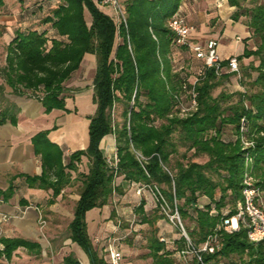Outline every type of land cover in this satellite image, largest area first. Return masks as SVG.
<instances>
[{
  "label": "trees",
  "instance_id": "16d2710c",
  "mask_svg": "<svg viewBox=\"0 0 264 264\" xmlns=\"http://www.w3.org/2000/svg\"><path fill=\"white\" fill-rule=\"evenodd\" d=\"M183 1L122 0L127 14L125 26L94 0H46L44 22L54 31L18 29L7 45L6 63L0 70L5 85L16 95L38 99L46 113L66 109L65 81L80 68L86 54L96 56L92 83L97 109L90 118L88 147L66 156L48 137L49 130L39 131L32 142L42 174L26 176L30 186L51 189L49 203H53L73 183V172L78 171L82 156L89 158L88 172L78 176L82 179L80 198L69 229L71 239L90 255L92 264L110 263L94 247L86 214L108 205L116 192L123 193V184H116L120 176L130 184L151 187L155 195L154 187L164 185L167 199L172 204L177 200L181 216L192 220L187 232L196 248L220 234L221 244L215 251L202 252L205 264H217L222 258L229 259V264H264L263 244L250 242L243 226L228 231L224 224L237 212L246 176L264 197V0H257L243 12H239L243 10L242 0H228L238 9L233 20L247 16L250 37L256 44L255 48L246 44L243 53L237 55L245 90L236 92L237 100L223 106L232 95L223 92L214 97L213 90L232 73L218 75L215 68H206L195 85L197 106L184 116L177 96L187 103L193 84L185 70L176 67L174 56L177 50L187 48L174 46L173 32L167 26ZM86 10L92 17L90 23ZM251 57L254 60L244 64V58ZM3 90L0 83V125L17 124L19 108L12 102L2 103ZM116 103L123 105L122 121L117 123L112 117ZM229 127L232 134L226 132ZM109 134L116 139L117 167L109 165L101 148ZM182 146L194 149L195 155L206 154L208 161L184 162L187 154H181ZM174 155H180L175 162ZM9 191L11 195L12 189ZM145 203L142 198L135 209L140 222L156 225L148 238L146 256L153 264H177L174 253L186 247L185 238L181 236L175 240L176 247L169 248L158 234L157 222L165 219V214L158 205L161 214L151 217ZM0 244V264L20 246L37 247L25 239L4 236H0ZM245 256L247 262H243ZM64 261L80 264L73 254ZM188 264L202 262L192 256Z\"/></svg>",
  "mask_w": 264,
  "mask_h": 264
},
{
  "label": "crops",
  "instance_id": "0c3cea01",
  "mask_svg": "<svg viewBox=\"0 0 264 264\" xmlns=\"http://www.w3.org/2000/svg\"><path fill=\"white\" fill-rule=\"evenodd\" d=\"M94 1L97 2L98 6L104 12L112 17L115 15V11L111 6L103 4L102 0ZM46 5V2H39L33 7L30 5L31 10L27 11H31V13H28L26 11L27 14H25L24 16L29 21L28 28H35L39 30L47 28L49 29V32L54 31L52 28H49L48 23L44 22L45 12H43V10H45ZM36 6L38 7L36 8ZM181 11L188 18V13L190 12L188 0L183 1L181 5ZM89 17L92 20L91 14ZM199 26L201 28V32L205 33L206 30H204V22L201 21V24ZM195 34L196 32L193 35ZM250 35L251 32L247 25L239 21L232 20L231 22H225L223 28L218 32L212 33L211 37L219 39V52L222 58L228 59L231 56L242 54L246 47V43L242 47L238 46L237 43L240 40H237V36L246 37ZM252 60H254L253 57L244 58V61L251 62ZM244 63L247 64V62ZM96 65V56L94 54L88 53L84 57L80 68L76 72L93 71L95 75ZM88 90L90 91L89 102H93V104H95V114L97 104L94 101L93 83L91 88ZM84 91L85 90L83 89H78L77 94ZM9 102L15 103L19 108V112L17 124L7 122L3 125H0V236L22 238L36 243L37 247L20 246L12 252V255L9 259L3 258L1 264H66L64 259L70 254H73L75 257H77L80 261V264H92L90 255L78 243L74 242L71 239L70 232L66 236H59L55 232H51V230L49 229V231H47V235L51 236V241L48 239L47 242H45L46 233H44V230L42 231L40 229L39 216L42 210L49 211L52 215H68L70 216L72 221V219L74 218L76 203L80 198V192L76 195L72 192L71 189L78 176L75 177L73 175V183L67 186L60 195L55 197L53 203H49L53 198L52 190L43 189L38 185L30 186L26 181V176H40L42 174L40 157L35 153L34 145L32 142V137L36 133L42 130H49L48 137L51 141L59 144L63 148L64 153H66L65 148H72L73 150L71 152L79 149H86L90 142V118L94 114L90 117H87L88 120L84 125L86 127L87 133V137L85 139V137H83V127L81 124L82 122L80 121V119H72L71 113L73 112L71 111L67 100L66 109H54L50 113H48L50 115L54 111L56 113V117L54 123L48 126L46 129H44L42 125L37 126L34 129L31 128L33 120L37 119L39 116L41 118V116L47 115V113L44 111L42 103L38 99L29 97L27 95H15L10 97ZM62 116L65 117V119H67L69 123L65 128H63L61 125V122L63 121V119H61ZM78 128L79 130L82 129V132L77 133L75 137H72L70 134L66 133L67 130H76ZM76 139L78 141H75ZM104 139L101 142V148L106 155V150H104L105 146H102ZM87 140L88 142L86 147H78L83 143L85 144V141ZM114 145L115 143H108L109 148L107 150L111 151V153L115 152V149L113 147ZM116 184H123V187L125 186V181H123L122 176L118 177V179L116 180ZM10 189H12L13 192L11 195L9 193ZM2 192H7L8 195L3 194ZM116 197L117 195H115V198ZM106 206L107 205L103 206L102 208ZM98 209L100 208H94L88 211L86 214L90 236V218L91 216H94L93 214ZM4 214L10 216V218L8 220H3ZM158 234L159 236L165 235L172 240H176L178 238L175 234H166L160 229ZM168 247L173 248L171 244H169ZM53 249H55L56 251V258L55 255L54 257L51 256V253H53ZM174 255L178 259L177 251L174 253ZM102 256L105 257V253L102 254ZM220 263L229 264V259L222 258L218 261L217 264Z\"/></svg>",
  "mask_w": 264,
  "mask_h": 264
},
{
  "label": "rangeland",
  "instance_id": "374dc122",
  "mask_svg": "<svg viewBox=\"0 0 264 264\" xmlns=\"http://www.w3.org/2000/svg\"><path fill=\"white\" fill-rule=\"evenodd\" d=\"M36 1V2H35ZM46 0H0V70L6 63V56H7V45L9 41L14 37L15 31L17 29H26L28 28L29 21L24 17L27 10L30 9V5L33 7L39 2H45ZM189 1V13H188V20L195 25L196 27V34L193 35V39L204 40L207 38H211V34L214 32L220 31L225 22H231L233 19V14L238 10L237 7L232 6L229 4L228 0H188ZM96 2V1H95ZM257 0H242L243 10H239V12H243L245 8H251ZM97 3V2H96ZM38 6H36L37 8ZM43 7V6H42ZM48 9L47 7L43 12H46ZM28 13L31 11H27ZM45 15V13H44ZM87 22L90 23V13L86 10ZM201 21L204 22V30L205 33L201 32L200 24ZM239 22L244 23L245 25L247 22V16L241 15ZM51 34V33H50ZM240 41H238V46L242 47L245 43L250 48H255V41L250 36L241 37ZM175 64L177 68H183L185 72L188 74L189 78L192 80L197 75V69L200 66V62H197L191 55L188 50H177L175 56ZM249 64L250 61H244ZM258 63V61L256 60ZM255 62V63H256ZM245 64V63H244ZM246 64V65H247ZM241 67V63H240ZM241 75H243V70L241 67ZM94 73L93 71H86V72H75L71 78L65 81L64 85L67 88L65 91V95L67 96L66 100L69 103V107L71 108L72 119L79 120L82 122L83 127V137H87L86 127L84 126L86 121L88 120L87 117H90L94 114L95 111V104L93 102H89L90 98V91L88 89L92 86ZM248 80V79H247ZM0 83L4 84L3 95L1 97L2 103L6 104L9 103V99L11 96H15L10 87L5 85L4 79L0 74ZM245 85L241 81V79L232 73L229 80L222 82L218 87L213 90V96L217 97L221 93H226L232 95L229 99L222 102L223 106H226L231 101L237 100L236 92L239 90H245ZM78 89L85 90L77 94ZM87 89V90H86ZM77 95V96H76ZM28 96V95H27ZM76 96V102H75ZM30 97V96H29ZM35 98V97H32ZM77 104V105H76ZM78 107V108H77ZM122 111L123 105L121 103H116L114 108L112 109V117L115 123L122 121ZM60 112V111H57ZM55 112L53 111L50 115L40 116L33 120L31 128H35L37 126L44 127L46 129L48 126L54 123L55 121ZM184 116V115H182ZM63 121L61 125L65 128L69 123L65 117L62 116ZM85 127V128H84ZM233 129L230 127L226 129L227 134H232ZM82 132V129L79 130H67L66 133L70 134L72 137H75L77 133ZM115 136L113 134H109L105 137L103 142V147L106 150V156L110 157L113 153L108 151V143H115L113 146L116 151V141ZM75 141H78L77 139ZM87 141L85 144H81L78 147H86ZM74 145V144H73ZM113 149V150H114ZM72 148H65V154L68 156L72 151ZM180 152L183 154L184 152L187 154V158L184 159L186 162L188 159L199 162V163H206L209 157L206 154L195 155L194 149L187 150L185 147H180ZM180 155H174L173 162L179 159ZM89 167V159L87 157H82V160L78 164V172L73 173V175L81 176L80 174L87 173ZM118 179V177H117ZM116 179V180H117ZM81 177H78L73 186L72 192L74 194H78L81 190ZM163 195L164 185H156ZM156 190V187H154ZM120 194V195H119ZM115 195L117 197L115 198ZM145 199V210L151 216H156V214H161L160 210L158 209L159 202L157 201V197L153 191V189L149 186H141V192H137V184H130L125 182V186L123 187V193H115L114 196L111 198L109 204L104 207L98 209L93 215L91 216L90 224V233L93 240V243L99 253L102 255L104 254V247L106 242L109 238H118V244L122 248L124 252V260L128 264H153V259L151 257H147V253L149 252L148 249V238L152 233V230L156 228L155 226H150L145 223H141L140 216L136 213L135 209L141 202V199ZM165 199L169 206L166 208L171 211L173 205L165 196ZM178 204V201H177ZM72 205V203H71ZM72 207V206H71ZM159 208L160 205H159ZM112 210H115V214L112 215ZM162 210V209H161ZM43 216L47 221L46 226L43 228L44 233H46L45 242L49 239L51 241V236L47 235V231L49 229L51 232H55L59 236H66L69 234V223L71 221L70 216H60L52 215L49 211H43ZM181 215V214H180ZM94 217V218H93ZM181 220L185 225L186 230L190 225H193L192 220L189 217H182ZM159 225L160 230H162L166 234H175L179 240L181 238V231L179 228L169 222L167 218L160 219L157 222ZM3 228V227H2ZM225 229L229 231V229ZM213 240L215 241V245H219L221 236L220 234L216 233L213 235ZM54 245V244H53ZM52 245V246H53ZM173 247L175 244H171ZM51 246V244H50ZM176 247V246H175ZM50 248V247H49ZM172 248V247H171ZM56 254L55 249H53V253L51 256L54 257ZM57 255H55V258ZM177 264H182L178 259ZM248 257L245 256L243 262H247ZM218 262V261H217ZM221 264V263H220Z\"/></svg>",
  "mask_w": 264,
  "mask_h": 264
},
{
  "label": "built area",
  "instance_id": "2783aa9c",
  "mask_svg": "<svg viewBox=\"0 0 264 264\" xmlns=\"http://www.w3.org/2000/svg\"><path fill=\"white\" fill-rule=\"evenodd\" d=\"M58 1V0H54ZM103 4L111 6L115 15L113 18L118 23H123L127 26V14L122 0H102ZM167 26L173 32L174 46H185L191 53L192 57L201 62L197 69V75L191 80L193 87L189 90V101L186 103L181 97H178V106L181 108V115L185 112L195 109L197 106V92L195 85L200 77L205 74L206 68L213 67L218 75L223 72H230L238 76L240 79L241 67L237 56H231L228 59L222 58L219 52L220 41L218 38L211 37L204 40L193 39V34L196 32V27L192 24L186 15L180 9L168 20ZM241 38L237 36V40ZM228 60V64L224 65L223 62ZM186 87V86H185ZM140 159L144 157L137 153ZM110 166L117 167L118 156L117 152H113L110 157H107ZM135 184V183H132ZM243 198L237 204V212L230 219H225V226L229 231L238 230L241 226L246 228L248 239L252 243H262L264 246V197L262 190L257 187L251 177L246 176L244 179ZM137 192H141V186H137ZM156 197L159 205L169 222L175 224L181 231V236L186 240V247L178 250V260L182 264H188L192 256H197L198 260L205 264L202 260V252H214L216 249L213 236L208 238L201 248H196L192 242L185 225L181 220V215L178 209L177 200L174 201L171 211L166 206H169L165 196L161 190L156 186ZM10 216L4 214L3 220H8ZM40 229L46 226L43 213L40 212L39 216ZM160 239L169 244H175V240L161 235ZM118 238H109L104 247L105 259L110 264H126L124 260V252L119 246Z\"/></svg>",
  "mask_w": 264,
  "mask_h": 264
}]
</instances>
